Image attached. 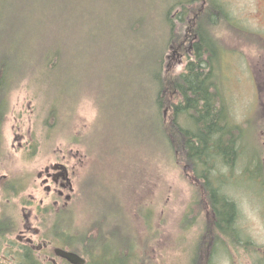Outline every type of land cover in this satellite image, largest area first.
<instances>
[{
    "label": "rangeland",
    "instance_id": "rangeland-1",
    "mask_svg": "<svg viewBox=\"0 0 264 264\" xmlns=\"http://www.w3.org/2000/svg\"><path fill=\"white\" fill-rule=\"evenodd\" d=\"M219 1L223 15L210 31L220 46V86L231 120L244 125L246 137L233 167L217 170L222 192L238 204L239 223L247 235L263 241L264 206L253 193L264 161V0ZM169 57L172 73L185 70L184 57L174 51ZM83 58L92 64L80 84L77 78L72 82L70 69L65 74L69 83L59 88L40 68L13 84L0 174H25V191L42 193L37 175L56 153L75 171V228L80 236L92 234L107 253L121 256V248L133 252L140 243L145 264H188L187 248L197 244L200 224L208 223L191 165L175 163L164 150L141 142L140 114L135 111L140 68L131 61L123 66L121 42ZM35 74L44 77L42 84ZM53 104L59 107L58 121L47 119ZM14 200L20 207L21 197Z\"/></svg>",
    "mask_w": 264,
    "mask_h": 264
},
{
    "label": "trees",
    "instance_id": "trees-1",
    "mask_svg": "<svg viewBox=\"0 0 264 264\" xmlns=\"http://www.w3.org/2000/svg\"><path fill=\"white\" fill-rule=\"evenodd\" d=\"M223 9L219 0H0V134L13 84L23 74L40 68L60 88L72 70V82L77 78L80 84L92 64L83 55L121 42L123 66L131 61L140 68L135 111L141 142L164 150L175 163H189L199 191L207 192L210 212L219 208L221 222L232 221L239 207L222 192L217 169L240 159L246 135L244 125L231 120L220 86V46L210 27ZM170 51L186 59L184 71L171 72ZM53 105L47 119L58 121L59 107ZM79 239L99 257L95 264L148 263L140 243L133 252L121 248V256L107 253L92 234Z\"/></svg>",
    "mask_w": 264,
    "mask_h": 264
},
{
    "label": "flooded vegetation",
    "instance_id": "flooded-vegetation-1",
    "mask_svg": "<svg viewBox=\"0 0 264 264\" xmlns=\"http://www.w3.org/2000/svg\"><path fill=\"white\" fill-rule=\"evenodd\" d=\"M9 111L1 121L0 151ZM55 156L37 175L42 193L25 191L29 186L25 174H0V264H95L98 260L99 257L90 254V247L81 243L75 228V171L66 159L56 153ZM255 184L258 191L253 193V198L257 202L259 198L264 206V161L255 175ZM199 195L198 203L208 223L200 224L197 244L187 248V263L264 264V240L257 241L247 235L249 232L239 223L240 212L234 214L232 221L222 223L219 208L216 213L210 212L207 192L202 190ZM19 196L20 207L14 200ZM228 198L238 208L237 202ZM65 251L79 255V261L68 259L63 254ZM108 258L111 257L102 259L109 261Z\"/></svg>",
    "mask_w": 264,
    "mask_h": 264
},
{
    "label": "water",
    "instance_id": "water-1",
    "mask_svg": "<svg viewBox=\"0 0 264 264\" xmlns=\"http://www.w3.org/2000/svg\"><path fill=\"white\" fill-rule=\"evenodd\" d=\"M64 256H66L68 259H70L71 261H74V262H78L79 260V255L75 254V253H72V252H63Z\"/></svg>",
    "mask_w": 264,
    "mask_h": 264
}]
</instances>
